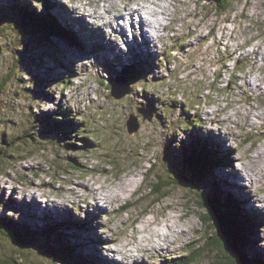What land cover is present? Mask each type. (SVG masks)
Instances as JSON below:
<instances>
[{
    "label": "rangeland",
    "instance_id": "rangeland-1",
    "mask_svg": "<svg viewBox=\"0 0 264 264\" xmlns=\"http://www.w3.org/2000/svg\"><path fill=\"white\" fill-rule=\"evenodd\" d=\"M42 1L0 0V83L10 76L0 93V204L6 209L0 220L38 232L30 243L0 232V262L14 254L24 264H67V253H59L63 243L83 264H114L101 255L93 224L106 218L99 227L111 233L109 244L134 247L137 237L161 227L170 235L165 249L143 248L132 263L180 264L192 257L188 264H211L212 229L199 218V193L230 195L253 215L255 227L244 230L235 252L248 264L264 261L258 247L264 209L252 198H264V0H226L227 10L217 6L223 0H160L153 41L134 35L138 42L127 54L83 17L73 19L59 0H48L49 8ZM108 2L113 11L120 3L127 9L126 0ZM17 8L43 15V25L52 17L62 35L48 38L41 23ZM128 66L141 78L116 99L111 85L125 87L117 80ZM52 113L70 114L72 128L46 123ZM130 115L139 123L132 134ZM201 140L218 159L226 157V165L190 186L186 148ZM127 181H135L133 187L122 188ZM167 181L175 183L165 196L153 193ZM86 208L95 210L86 219L73 214ZM74 223L79 228L67 227ZM170 224L179 227L171 231Z\"/></svg>",
    "mask_w": 264,
    "mask_h": 264
},
{
    "label": "trees",
    "instance_id": "trees-1",
    "mask_svg": "<svg viewBox=\"0 0 264 264\" xmlns=\"http://www.w3.org/2000/svg\"><path fill=\"white\" fill-rule=\"evenodd\" d=\"M217 4V6H219V10H227L230 7L229 2L226 0H223L222 2L217 1ZM44 5L46 8L52 7L48 0L44 1ZM63 8L65 7L63 6ZM25 9L17 8L19 13H21V16H23L25 19H33L38 24L41 23L39 27H42L45 30V34H47L46 36L48 38L50 36L62 35V30H64V28L60 25H56V22L53 21L54 19L52 20V17H47L46 20H48L49 23L43 25V15L35 13V11H27ZM65 37H67V35H65ZM120 72L128 76V79L131 82H135L141 78L140 74H138L139 71L132 66H128L125 70ZM128 73H130L131 76ZM9 79L10 76L3 78V81L0 83V93ZM72 119L73 117L70 114L52 113L51 116L46 119V123L49 124L52 122L54 127L59 131L62 129L68 130L72 128ZM206 141L207 140H201V143L195 145L194 148H186L185 169L186 172H188L187 176L189 178L187 180L190 186H200V184L206 181L209 175L212 174V170L214 168L217 166L221 167L222 165H226V157L221 156L223 158L218 159L217 157L220 156H218L216 152H213V150H211L206 145ZM76 164L77 163L75 160L74 165ZM178 177L184 178L183 176L179 175ZM175 181L178 183L176 179ZM174 183L175 182L169 181L165 183L161 182L159 183V186L154 188L153 193L159 194L160 196H165V190L167 187L172 186ZM197 198V207L200 209L199 218L203 222V225H206L207 227L209 226L208 228L212 229L211 237H209V240L207 241V244L211 245L213 248L212 251L215 252L211 264H248V259L246 256L244 254L239 256L235 250L237 244H244L243 241H245V236L243 233L246 231H253L255 227V224L252 220L253 215L248 214L246 211L243 213L239 207H236L235 201L230 195L225 196V199L223 200L222 196L219 194L215 195L212 193L211 195H205L199 193ZM245 222L249 224H245ZM67 227L79 228L77 224L75 226V223L68 224ZM240 228L243 230H240ZM0 232L10 236L16 241L22 240L24 243H30L31 240L33 241L38 233L37 231L33 230L26 231L22 226H15L14 222H9L7 218L0 220ZM61 244L63 246L66 245L63 243ZM63 246L59 248V253H67L62 257V259H64L67 264H83L82 262L85 260L81 255L75 254V252H70L69 248L71 249L72 247L68 246L66 248ZM190 258V260H192V257ZM17 260H21V262L24 264V259L14 254L10 258L1 260L0 264H18ZM190 260L180 264H188ZM255 260L257 261V264H264V261L258 257Z\"/></svg>",
    "mask_w": 264,
    "mask_h": 264
},
{
    "label": "clouds",
    "instance_id": "clouds-1",
    "mask_svg": "<svg viewBox=\"0 0 264 264\" xmlns=\"http://www.w3.org/2000/svg\"><path fill=\"white\" fill-rule=\"evenodd\" d=\"M60 4L66 7L68 12L71 13L72 18L79 20L81 17L84 21L90 25L92 29H100L103 32L104 40L107 42L114 41L115 44L119 46L117 50L118 53L127 54L129 51V45H135L138 39L134 41V33L131 25L134 23L139 25L141 19L145 22V31L151 36L153 35L152 26L154 25V16L158 19L159 13L163 11V6L160 4V0H126L127 9H125V3L119 4V10L113 11L112 4L108 0H59ZM44 3V0H43ZM123 15L122 20H118L117 17ZM123 29L126 37L127 47L125 46V40L121 39V36L117 33ZM135 36L139 37V32L135 33ZM95 59V57H93ZM87 63V61H85ZM75 66L78 68L80 66V60L75 62ZM79 83V81H77ZM212 111V109H208ZM205 134L209 132L208 129H201ZM226 131V129H225ZM214 134L215 129L212 130ZM182 139H186L183 136ZM226 147L227 144H226ZM237 168L240 165H236ZM233 168L229 165L226 171L231 172ZM243 184L245 182L243 180ZM247 189V188H246ZM17 199L20 197L17 196ZM255 202V206L260 209H264V198L259 202L256 198L252 197ZM99 203L101 205L105 204V200L100 199ZM41 207H45L41 204ZM48 207H51L50 205ZM93 208H86L83 212L73 213L75 216L79 217L81 220L86 219L88 213H94ZM6 209L3 204H0V215H4ZM11 215V213H9ZM14 219H20V213L17 212ZM106 218H97L93 221L96 227V234L100 237V253L103 257H106L109 261H113L114 264H132L133 260H139L143 248L151 249L153 247L160 248L167 246L166 236L167 231L163 227L155 229L147 234L140 235L136 238L134 247H127L125 242L121 241L118 243H106L108 236L111 233L107 232L105 229L99 227L101 223L104 222ZM128 236H132L131 229L128 231ZM259 240L258 247L264 248V224L259 225Z\"/></svg>",
    "mask_w": 264,
    "mask_h": 264
},
{
    "label": "water",
    "instance_id": "water-1",
    "mask_svg": "<svg viewBox=\"0 0 264 264\" xmlns=\"http://www.w3.org/2000/svg\"><path fill=\"white\" fill-rule=\"evenodd\" d=\"M121 81H123L124 84H125V87L122 88V89H120V88L118 87V84L113 83V84L111 85V95H112L114 98H116V99H117V98H121V97H123L125 94L131 92V86H130V85H131V82L129 81L128 77H127L126 75H122V74L119 75V76H118V80H117V82L120 83ZM119 86H120V85H119ZM142 109H143V108H142ZM142 109H138L137 112L143 114L144 111H143ZM144 114H145V113H144ZM151 115H152V114H150L148 118H151ZM143 116H144V115H143ZM144 119H145V116H144ZM126 125H127V129H128V133H129V134L135 133V132L138 130V128H139V123H138V121H137V118H136L134 115H130V116L128 117L127 122H126Z\"/></svg>",
    "mask_w": 264,
    "mask_h": 264
},
{
    "label": "bare ground",
    "instance_id": "bare-ground-1",
    "mask_svg": "<svg viewBox=\"0 0 264 264\" xmlns=\"http://www.w3.org/2000/svg\"><path fill=\"white\" fill-rule=\"evenodd\" d=\"M120 17H123V15H121ZM142 20H143V19H142ZM131 26H132V29H133L134 35H135V33L138 31L141 37L144 36L143 38H145L146 42L151 43V41H153V40H152V36H151V37H148L147 34H145V33L143 34V33H142V25H141L140 23H139V25H136V24L133 23ZM72 28H73V27H72ZM164 29H165V28H164ZM144 32H146L145 29H144ZM119 33H120V36L125 37V34H124V32H123V29H121ZM117 34H118V33H117ZM129 46H130V45H129ZM134 182H135V181H131V182H130V181H127V182L124 184V187H122V188H125L126 186H127L126 188L133 187ZM115 196L117 197V196H118V193H116ZM110 198H111V197H110ZM110 198H109V199H110ZM112 199H113V198H112ZM240 199H241V198H240ZM108 202H109V201H108ZM31 203H32L33 205H37V203H35V199H34V200L32 199V202H31ZM170 218H171V217H170ZM169 220H170V219H169ZM147 221H148V220H147ZM171 222H172V221L170 220L169 223H171ZM172 227H177V228H178L179 226H178V225L170 224V226L168 227V229L172 231ZM181 230L184 231V229H181ZM174 232H179V230H175V229H174ZM167 237H170V235L167 234L166 238H167ZM162 249H165V248L162 247ZM140 261H141V260H140ZM132 264H135V263H132Z\"/></svg>",
    "mask_w": 264,
    "mask_h": 264
}]
</instances>
